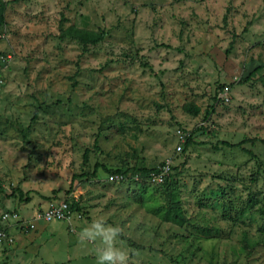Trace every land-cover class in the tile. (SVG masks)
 Masks as SVG:
<instances>
[{
  "label": "rangeland",
  "instance_id": "374dc122",
  "mask_svg": "<svg viewBox=\"0 0 264 264\" xmlns=\"http://www.w3.org/2000/svg\"><path fill=\"white\" fill-rule=\"evenodd\" d=\"M100 215L129 264H264V0H0V264H96Z\"/></svg>",
  "mask_w": 264,
  "mask_h": 264
},
{
  "label": "clouds",
  "instance_id": "9594fccd",
  "mask_svg": "<svg viewBox=\"0 0 264 264\" xmlns=\"http://www.w3.org/2000/svg\"><path fill=\"white\" fill-rule=\"evenodd\" d=\"M123 231L121 225L107 223L100 215L82 227L78 240L93 245L96 264H129V252L121 240Z\"/></svg>",
  "mask_w": 264,
  "mask_h": 264
},
{
  "label": "built area",
  "instance_id": "2783aa9c",
  "mask_svg": "<svg viewBox=\"0 0 264 264\" xmlns=\"http://www.w3.org/2000/svg\"><path fill=\"white\" fill-rule=\"evenodd\" d=\"M180 138H183V135L179 133ZM179 149V148H178ZM152 182H161L162 178L160 175H153L150 179ZM67 204L66 203H60L58 205L49 207L47 210L43 211L40 219H42L44 222L48 223L52 220L55 221H63L65 220L69 215V210H67Z\"/></svg>",
  "mask_w": 264,
  "mask_h": 264
},
{
  "label": "trees",
  "instance_id": "16d2710c",
  "mask_svg": "<svg viewBox=\"0 0 264 264\" xmlns=\"http://www.w3.org/2000/svg\"><path fill=\"white\" fill-rule=\"evenodd\" d=\"M103 39V37H102V35H99V36H93V37H91V39H88V42L89 43H96V42H99L100 40H102ZM225 145H228L227 143H225ZM98 168V166L97 165H95V168H94V171L93 172H95L96 171V169ZM20 197H21V193H20ZM21 199V198H20ZM69 209H71V206H70V204H69ZM71 211V210H70Z\"/></svg>",
  "mask_w": 264,
  "mask_h": 264
}]
</instances>
